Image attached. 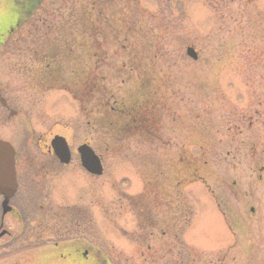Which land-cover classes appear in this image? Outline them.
<instances>
[{"label": "rangeland", "instance_id": "obj_1", "mask_svg": "<svg viewBox=\"0 0 264 264\" xmlns=\"http://www.w3.org/2000/svg\"><path fill=\"white\" fill-rule=\"evenodd\" d=\"M87 1L42 0L0 50V94L16 113L6 120L7 112L0 110V140L16 151L20 186L10 203L15 210L2 221L0 212V233L6 232L0 238V264H51L45 255L53 244L64 245L72 239L78 240L80 253L88 251V258L80 255L76 264H93L94 253L95 264L101 259L105 264L188 262L190 251L198 254L196 261L204 257L210 264L222 257L223 264H264V0H137L138 14L132 18L136 27L158 36L155 50L163 54L159 68L171 70V79L182 82V86H171L175 99L179 98L173 104L181 119L169 129V118H164L150 135L137 137L128 131L115 140L116 145L106 139L103 127H96L95 133L89 130V120L69 93L40 86L42 64L49 61L40 58L51 40V45L74 49L75 60L69 66L82 64L83 68L94 62H85L86 47H75L89 41L88 34L81 38L77 33L85 20L81 16ZM99 4L103 5L98 1L95 8ZM108 4L109 10L121 11L118 0ZM147 39H136L138 47L145 46ZM100 43L102 68L108 73L105 84L119 87L115 75L123 78V57L112 42ZM189 47L196 61L186 56ZM66 67L60 61L62 72ZM150 79L155 88L162 77L152 69ZM124 87L117 94L125 96ZM184 121L191 129L179 127ZM55 136L65 139L70 164L62 167L56 162L55 174L38 171L28 179L22 158H33L39 169L43 163L48 169L54 160L49 144ZM199 137L212 151L206 158L208 168H202L206 178L168 193L170 199L164 202L173 206L169 213V205L164 206L159 232L155 230L139 247L136 219L127 204L129 196L145 193L140 174L144 167L138 166L183 154L184 145L194 146ZM82 144L100 157V177L89 176L77 164L75 150ZM190 155L197 158L199 149L192 147ZM164 184L168 189V183ZM183 205L191 216L181 230L180 247L168 235L161 236L162 219L178 216ZM63 213L71 217L60 219ZM182 218L187 220L183 214ZM183 224L179 219V225ZM11 234L20 246L14 251ZM25 241L29 247L22 249ZM59 260L58 264H65L64 258Z\"/></svg>", "mask_w": 264, "mask_h": 264}, {"label": "trees", "instance_id": "obj_2", "mask_svg": "<svg viewBox=\"0 0 264 264\" xmlns=\"http://www.w3.org/2000/svg\"><path fill=\"white\" fill-rule=\"evenodd\" d=\"M98 1H101L103 5H96L95 8ZM113 1L115 0H88V7L87 9L84 7L81 16L85 20L82 21V25L77 27L78 35L83 38L88 34L89 41L81 44L76 43L75 47L83 49L86 47L85 62L91 60L94 62L90 65L85 64L83 68L82 64L69 66L75 60L74 49L65 45H51L49 43L53 41L51 40L45 47L44 53L46 54H41L40 60L48 58L49 61L45 65L42 64L43 70L40 76L42 75L43 79L40 78L39 81H41V88L46 91L57 89L69 93L79 103L81 115L89 120V130L95 133L96 127H103L106 139L112 140V143L116 145L115 140L124 137L128 131H134L132 134L137 137L143 133L150 135L153 133V129L160 126V121L162 122L164 118H169L166 123L169 129L175 127V122L181 119V115L174 108L173 103L174 101L178 103L179 98L175 99L176 92L172 87L182 86V82L171 79L169 74L172 76L174 74L171 70L159 68L158 62L163 54L155 50L158 36L149 34L150 29H147L148 32L136 27V22L132 18L138 14L137 0H118L121 2L120 12L109 10L110 4L108 3ZM114 16L116 17L114 18ZM117 18H119L118 21H116ZM110 33L111 36H109ZM143 37L148 38L143 41L145 46L138 47L136 39L142 40ZM102 41L105 45L112 42L113 47L118 48L123 57L124 62L120 66L124 72L123 78L120 79L118 75H114L119 79L120 88L129 84V87L123 88V90L125 88L128 90L125 96L117 94L119 87L105 84L108 80V73L103 71L101 57L103 52L98 50ZM44 55L46 56L44 57ZM60 61L66 63L67 67L64 72L60 69ZM152 69L158 70L162 77L155 88L150 83ZM189 124L184 121L179 122L178 125L187 130L191 129ZM196 139L194 146L189 142L184 145L183 154H174L168 159L164 157V159L156 161V165L154 163L148 165L149 162L145 161L138 166L144 167L140 168V174L145 184V193L128 200L136 219L138 236L140 235V239L135 238L139 246H144L143 243L154 235L155 230L159 232V215L165 214L164 206L166 204L169 205L167 213L171 209L170 205L173 206V202H164L165 199H170L171 195L168 193L172 194L171 191L190 183L202 182L206 178L207 172L205 173V169L202 168H208L209 162L207 163L206 158H209L212 151H209V146L201 137ZM195 146L199 149L197 158L190 155V147ZM166 182L168 189L164 184ZM161 197L162 204L159 205ZM181 213L187 217V220H183ZM190 216L191 211L186 205L180 209L178 216L173 214L165 220L164 215L162 221H164L165 230L162 231L161 236L168 235L172 244L177 243L182 247L183 244L179 240V236L182 228L188 224ZM179 219L184 222L182 227L179 225ZM189 255L190 261L188 262L173 259L168 264L211 263L204 257L196 261L197 253L190 251ZM224 258L217 260L215 264H223Z\"/></svg>", "mask_w": 264, "mask_h": 264}, {"label": "flooded vegetation", "instance_id": "obj_3", "mask_svg": "<svg viewBox=\"0 0 264 264\" xmlns=\"http://www.w3.org/2000/svg\"><path fill=\"white\" fill-rule=\"evenodd\" d=\"M38 1L39 0H0V50L5 48L7 42L10 41V39L19 31L20 23L25 20L26 16L29 15L31 11H33ZM5 13L9 14L8 19L6 21L4 20ZM8 109L11 110L9 106H8ZM49 152L51 153L50 150ZM15 157H16V152H15ZM18 160L21 161V159H18ZM50 161L55 162V163L50 165L51 164L50 162L48 169H46V166L43 163L42 167H40L39 169V166L34 163L33 158L32 160L29 159V161L26 158H22V163L24 164V171H23L24 175L28 177V179L32 176H36L37 175L36 172L39 173L38 171H40L42 175L45 173H49L50 175H53L55 174V172H57V170L52 168V166L55 165L56 162L58 164L57 166L67 167L70 164L71 160H69V162L66 165L61 164L57 159L50 160ZM16 180H17V175H16ZM19 187H20L19 182L17 181V190L15 194L8 201V206L10 209L9 214H11L15 210V206L10 205V203H12V201L15 200ZM0 202H1V198H0ZM22 230H26V228ZM11 236H12L11 251L12 250L14 251L20 246L15 244V242L17 241L16 235L11 234ZM14 239L16 240L14 241ZM76 243H78V240L72 239V240H69L68 243H63L64 245L59 246L58 243L53 244V247L49 249L47 252L49 254L45 255V259L49 261L48 263L58 264V263H61L59 258H64L63 261L65 262V264H76L77 262L76 259L79 258L80 255H82L85 258H88L87 256L88 251L83 250L80 253V248L77 246ZM26 247H29L27 243L25 244V246H23L22 249H25ZM29 249H31V247ZM59 250L66 252V254L64 252L62 253L61 251L59 252L60 254L57 253L56 251H59ZM92 256H93V264H95V261L97 259V254L94 253L92 254Z\"/></svg>", "mask_w": 264, "mask_h": 264}, {"label": "water", "instance_id": "obj_4", "mask_svg": "<svg viewBox=\"0 0 264 264\" xmlns=\"http://www.w3.org/2000/svg\"><path fill=\"white\" fill-rule=\"evenodd\" d=\"M186 55L192 60H196L197 56L195 52L188 48L186 50ZM0 104L5 106L4 101L0 98ZM14 115L13 112L10 113V116ZM51 147L55 156L58 160L66 164L69 161V153L65 141L60 137H55L51 141ZM79 154L80 162L82 167L92 175L101 174L100 161L97 156L94 155L92 150L86 145H82L77 149ZM13 150L11 146L3 141H0V195L3 196L2 214L5 215L9 212L7 203L9 198L14 194L16 190L15 182V171H14V160H13ZM3 233L0 234V237Z\"/></svg>", "mask_w": 264, "mask_h": 264}]
</instances>
